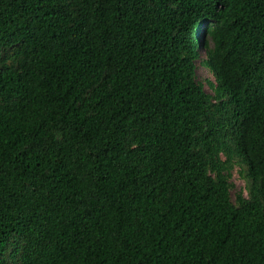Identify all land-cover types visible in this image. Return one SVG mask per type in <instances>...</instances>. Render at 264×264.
Returning <instances> with one entry per match:
<instances>
[{
    "label": "trees",
    "instance_id": "1",
    "mask_svg": "<svg viewBox=\"0 0 264 264\" xmlns=\"http://www.w3.org/2000/svg\"><path fill=\"white\" fill-rule=\"evenodd\" d=\"M0 264H264V0H0Z\"/></svg>",
    "mask_w": 264,
    "mask_h": 264
},
{
    "label": "rangeland",
    "instance_id": "2",
    "mask_svg": "<svg viewBox=\"0 0 264 264\" xmlns=\"http://www.w3.org/2000/svg\"><path fill=\"white\" fill-rule=\"evenodd\" d=\"M201 51V55L204 57V52L203 50ZM198 67H197V78L199 81H201L202 83H204L206 89L210 92H212V89L210 88V86L208 85V80H212L216 82V79L213 75V73L210 70V66H205L203 65L200 61H198ZM239 166H235L233 168L232 171V177H231V181L234 183V188L232 189V193H233V198H236V194L238 192H242L244 195L248 196V191L246 188V181L240 176L239 174Z\"/></svg>",
    "mask_w": 264,
    "mask_h": 264
},
{
    "label": "clouds",
    "instance_id": "3",
    "mask_svg": "<svg viewBox=\"0 0 264 264\" xmlns=\"http://www.w3.org/2000/svg\"><path fill=\"white\" fill-rule=\"evenodd\" d=\"M214 75V74H213Z\"/></svg>",
    "mask_w": 264,
    "mask_h": 264
}]
</instances>
